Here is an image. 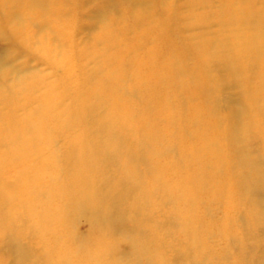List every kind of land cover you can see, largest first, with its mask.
Returning <instances> with one entry per match:
<instances>
[{
	"label": "rangeland",
	"instance_id": "1",
	"mask_svg": "<svg viewBox=\"0 0 264 264\" xmlns=\"http://www.w3.org/2000/svg\"><path fill=\"white\" fill-rule=\"evenodd\" d=\"M41 1L24 14L27 43L0 13V74L12 73L0 125L33 115L44 129L42 145L25 135L19 159L0 132V264H47L56 244L28 231L23 206L48 195L55 162L60 189L81 144L110 134L125 154L91 177L138 178L143 199L118 205L111 231L89 208L74 216L67 233L83 248L121 242L120 264H264V0ZM70 256L61 264H93Z\"/></svg>",
	"mask_w": 264,
	"mask_h": 264
},
{
	"label": "bare ground",
	"instance_id": "2",
	"mask_svg": "<svg viewBox=\"0 0 264 264\" xmlns=\"http://www.w3.org/2000/svg\"><path fill=\"white\" fill-rule=\"evenodd\" d=\"M37 6H42L41 0H0V13H9H7V16L11 21L10 23L13 25V36H17L24 43H27L30 39L25 28L26 24L23 25L24 14L32 9L34 10ZM254 38L255 37L250 34L247 35V39L252 43L254 42ZM36 39L41 40L39 36L38 38L36 37ZM226 61L227 64L232 65L230 60ZM5 65L4 62L0 61V66ZM229 71L232 74H236L233 65L232 68H229ZM10 75H12L11 71L5 70L3 74H0V83L8 79ZM230 79H232V77H230ZM34 85L35 84H32L30 86L31 90L35 89V87H33ZM13 93L17 94L15 90ZM45 103L49 102L46 101ZM45 112L49 117H56L57 115L56 112H50L47 109ZM243 112L242 105L231 107V120H234V124L236 120H239L241 116H243ZM40 117L43 118V112ZM24 119L26 122L17 121L18 126H16V130H13L10 124L0 125V132L2 131L1 133H3V135L10 138L9 143L6 145L8 148V151L5 153L6 158L19 159L25 157L27 154L26 149L23 148V146L26 145L25 142H27L25 140V135L33 136L32 141H28L32 142L34 145H42L43 143L40 138L43 135V123H40L38 121L39 119L36 116L34 118L33 115H28V117ZM240 128H243V124ZM109 140L112 144L107 145V143H105L106 145H103L99 149H95V147L89 144H81L77 153L78 156L76 155L72 159H69L74 164L70 166L72 167L71 174L65 179L66 186L62 185L63 188L60 187V189H58V183L61 177L58 174L61 170V165L55 162L54 164L56 166H54L56 173L54 172L51 175L52 185L51 190L47 193L48 195H44L41 199L31 200L27 204H24L25 206L23 207L30 218L28 231L32 235L38 236L45 244H49L46 242H53L56 244L52 250L44 252L43 259L47 264H61L66 261V255H71L70 257L73 256L72 258L76 260L78 257V259L81 257L86 258L90 262H93V264H120L122 260L127 262V259L120 258L121 242L119 243L117 241L112 243L105 238L104 242L96 240L95 242L88 243L86 245L88 248H83V246L79 244L78 237L75 236L73 232L70 234L67 233L70 224H72L70 221L85 208H89L92 211L95 227L105 226L111 231L112 227L110 226L109 220L112 215H114V209L117 208L118 205L124 204L123 202L126 200L133 199L139 202L143 199L141 180L138 178H124L121 180V184H116L117 182L114 181H111V183L106 182V185L110 186L106 188L105 185L103 186L95 183L91 177V174H93V172H98L99 169L101 170L103 165L110 161H115L117 157H122L125 154L122 150V142L119 141L115 135L110 134ZM231 141L234 142L233 140ZM1 148L2 144L0 143V150ZM95 150L99 151L98 155L94 154L96 153ZM133 162H135V160H133ZM155 182L156 186H162L159 181ZM2 197L3 195L0 196V199ZM38 207L42 208L40 213H37ZM132 210L138 214L140 211L138 204H135ZM2 220L0 219V221ZM136 229L137 233L143 234L141 224H137ZM8 230L9 229L6 231L9 232L10 230ZM2 232L5 231L3 230ZM14 234L18 236L16 233ZM68 238L70 242L67 241ZM129 241L133 242V240ZM58 244L63 248L60 252L56 251L57 247H59ZM64 244L66 245L64 246ZM137 245L139 246V244ZM51 255L53 257H51Z\"/></svg>",
	"mask_w": 264,
	"mask_h": 264
}]
</instances>
